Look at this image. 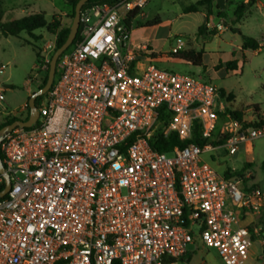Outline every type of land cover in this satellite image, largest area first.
Returning a JSON list of instances; mask_svg holds the SVG:
<instances>
[{
    "label": "built area",
    "instance_id": "built-area-1",
    "mask_svg": "<svg viewBox=\"0 0 264 264\" xmlns=\"http://www.w3.org/2000/svg\"><path fill=\"white\" fill-rule=\"evenodd\" d=\"M148 2L83 8L37 124L1 143L12 186L0 198V264H186L198 243L246 264L264 228L241 226L237 212L261 214L264 190L249 169L228 177L203 155H252L264 114L236 119L217 85L145 64L128 21ZM186 45L178 38L177 51ZM196 133L201 144L155 148Z\"/></svg>",
    "mask_w": 264,
    "mask_h": 264
},
{
    "label": "rangeland",
    "instance_id": "rangeland-1",
    "mask_svg": "<svg viewBox=\"0 0 264 264\" xmlns=\"http://www.w3.org/2000/svg\"><path fill=\"white\" fill-rule=\"evenodd\" d=\"M198 1L149 0L135 18V41L149 40L158 52L155 57L158 61L152 62L158 69L192 76L223 89L231 96V109L247 120L264 114V0H255L256 4H251L252 0H226L224 10H219L216 2L212 14L208 12L207 15L205 8L198 13L185 12L187 7ZM2 3L4 22L44 13L49 23L54 22L55 17L61 23L56 34L42 29L34 33L35 37L23 32L19 37L7 38L0 31V67L6 66L0 74V93L4 89L6 99L0 103V124H6L13 119L25 121L30 117L29 100L44 85L55 54L48 47L56 46L61 30L73 25L74 12L72 0H2ZM222 11L224 16L220 15ZM123 13L127 15L125 11ZM156 18L163 21L157 31L148 28ZM220 20L225 22V31L215 28ZM209 22L212 24L210 28ZM202 26L203 31L200 32ZM243 37L254 38L262 49L243 54ZM178 38L188 42L183 51L206 52L202 67L174 60ZM74 45L66 53L71 52ZM233 62L236 63L232 68H237V71L230 73L228 67ZM47 97L45 95L36 102L39 110L46 105ZM247 159H253V162L246 164ZM203 160L221 174L233 168L242 170L246 167L254 175L250 182L258 183L264 190V139L255 141L252 155L240 152L235 157H228L217 152L203 155ZM198 246V250L193 246L189 249L193 257L191 264H224L215 249H208L200 243Z\"/></svg>",
    "mask_w": 264,
    "mask_h": 264
},
{
    "label": "trees",
    "instance_id": "trees-1",
    "mask_svg": "<svg viewBox=\"0 0 264 264\" xmlns=\"http://www.w3.org/2000/svg\"><path fill=\"white\" fill-rule=\"evenodd\" d=\"M80 0H72V6H73V12H74V18H75V9L77 4L79 3ZM118 0H91L89 4L85 7L91 6V5H99V4H113ZM217 0H200L196 4H193L185 9L186 13H198L202 7H206L209 10V13L212 14V11L215 7V3ZM251 4H256L255 0L250 1ZM84 7V8H85ZM216 7L221 10V8L216 5ZM141 10H136L135 12L131 13L129 15V21L128 24H130L131 19L137 17L139 15ZM242 13V11H241ZM221 16H224V11L220 13ZM5 16V11L3 10V3L2 0H0V31L5 37H19V35L23 32H27L31 36L35 37L34 33L38 30L42 29H47L50 33L56 34L57 31L61 28V23L57 21V18H54V22L49 23L46 20L45 14L44 13H35L31 14L29 16H25L21 19H13L9 22H4L3 18ZM206 21H209V18L206 19ZM162 20L161 18H156L153 22H151L148 27H155L161 25ZM202 26L200 28V32L203 31ZM71 31V27L62 29L61 32L58 35L57 39V44H56V50L55 52L67 41L69 34ZM83 32V25L80 26V30L78 33V36L74 42L77 43L81 39V35ZM262 49V46L258 41H256L254 38L251 37H243V45H242V53L245 54L246 52H257ZM205 51H200L196 52L194 50H188V51H178L175 54H173V57L175 60L183 61L186 63H190L196 67H202L203 63L205 62ZM154 57H156L154 55ZM236 62H233L229 65L228 71L230 73H233L237 71V68H232V65L235 64ZM49 69H50V64H49ZM59 73V70L57 69V75ZM48 81V76L45 79L44 85L40 88L42 89ZM222 94L226 96V93L224 90H222ZM40 99V98H39ZM38 99V100H39ZM37 100V101H38ZM229 100L231 101V96L229 95ZM236 119H242L243 115L239 112H233L232 113ZM29 118H27L25 121H27ZM18 121V119H13L11 121H8L6 124H0V131L14 122ZM195 142L197 144H201V140L199 138L198 133H196V138L191 141H186V142H181L179 138L173 134L169 137L167 141H161L158 146H155V148L160 151V152H169L173 147L175 146H187L190 143ZM1 154V150H0ZM2 156V154H1ZM3 159V156H2ZM250 166V165H249ZM262 168L264 170V162L262 164ZM245 169H243L241 172H238L237 175L242 176V172ZM228 177H232L233 175L231 174V171L229 170L227 172ZM5 185L2 186L1 190H4ZM182 261L185 263H190L191 259L187 256L182 258Z\"/></svg>",
    "mask_w": 264,
    "mask_h": 264
},
{
    "label": "water",
    "instance_id": "water-1",
    "mask_svg": "<svg viewBox=\"0 0 264 264\" xmlns=\"http://www.w3.org/2000/svg\"><path fill=\"white\" fill-rule=\"evenodd\" d=\"M90 1L91 0H80L79 3L77 4L76 9H75V18L73 21V25L71 26L69 37L67 41L55 52L50 62V69H49L47 84L42 89H39L34 95H32V97L29 100V109H30L29 119L27 121L18 120L14 122L13 124L4 127L0 131V145L5 139V137L8 134L12 133L17 128L30 129L37 124L39 117H40V110L37 107L36 102L39 98L47 95L49 91L51 90L55 82V79H56L59 59L74 44L78 36L80 26H81L82 10L85 6L89 4ZM217 4L222 10H224L226 7L225 0H217ZM9 87L11 88V86ZM0 174L3 176L4 181H5V188L2 192H0V198H4L11 190L12 184H11V179H10L9 174L6 172L1 154H0Z\"/></svg>",
    "mask_w": 264,
    "mask_h": 264
},
{
    "label": "crops",
    "instance_id": "crops-1",
    "mask_svg": "<svg viewBox=\"0 0 264 264\" xmlns=\"http://www.w3.org/2000/svg\"><path fill=\"white\" fill-rule=\"evenodd\" d=\"M203 8H205L207 10L206 11V15H207V13L209 12L208 8L202 7L201 9H203ZM134 23H135V21H134ZM162 25H163V21H162L161 25H159V26L148 27V28H151V29H154L155 31H157V30H159L160 26H162ZM135 35H136V29H134V32H133V39H134L135 44L138 46H145L148 48L146 52H143L144 63L145 64H153L152 62L158 61L154 57V55L156 56L158 52L149 43V40H147L145 42L137 43L135 41ZM187 45H188V42H187ZM202 51H204V50H202ZM175 61H179V60H175ZM6 88L10 89L9 86H7ZM226 95H228V94H226ZM248 160H250V159H247V161L245 162L246 164H249ZM251 160H253V159H251ZM255 184L257 187L260 188L258 183H255ZM237 213H238V216H239L240 221H241V226L247 227L250 229H253L255 226H262L264 228V211L261 214H250V215L244 214L241 210H238ZM188 257L191 259V262H192L193 257L190 255V252L188 254ZM191 262L186 263V264H191ZM246 264H264V229H263V232L260 236L254 237V243H253V246L251 248L250 255H249V258H248Z\"/></svg>",
    "mask_w": 264,
    "mask_h": 264
}]
</instances>
